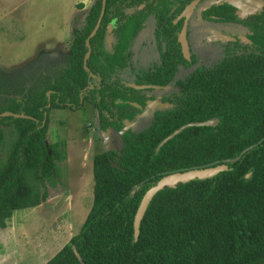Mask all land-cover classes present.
Listing matches in <instances>:
<instances>
[{
    "label": "trees",
    "instance_id": "16d2710c",
    "mask_svg": "<svg viewBox=\"0 0 264 264\" xmlns=\"http://www.w3.org/2000/svg\"><path fill=\"white\" fill-rule=\"evenodd\" d=\"M193 1L106 0L85 71V40L101 9L96 0L58 72L12 94L0 86V113L33 118H0L15 134L0 163V229L14 211L45 202L59 175L63 151L46 141L52 109L89 103L101 131L121 133L119 149L93 156V200L79 232L44 264H264V5L244 19L227 2L202 10L204 21L245 27L246 43H224L218 61L175 83L163 98L168 109L155 111L143 130H124L153 98L147 92L196 63L184 58L183 22L175 23ZM148 17L160 60L134 81L147 88L135 89L119 73L130 68L129 47ZM218 166L225 169L157 192L135 232L143 195L163 177Z\"/></svg>",
    "mask_w": 264,
    "mask_h": 264
},
{
    "label": "rangeland",
    "instance_id": "374dc122",
    "mask_svg": "<svg viewBox=\"0 0 264 264\" xmlns=\"http://www.w3.org/2000/svg\"><path fill=\"white\" fill-rule=\"evenodd\" d=\"M96 0H0V86L12 94L24 85L35 86L63 66L74 31ZM227 2L237 9L241 19L257 12L261 0H201L189 19L187 41L189 54L195 56L193 67L177 73L166 88L147 92L153 97L125 129H145L157 110L170 107L163 98L176 91L175 83L195 68L210 66L222 56L223 45L239 40L246 43L247 29L241 25L207 22L200 13L212 4ZM153 24L148 22L132 42V64L119 78L134 85L137 76L158 53ZM3 144L0 163L15 138L13 128L0 124ZM121 133H104L99 129L96 109L89 103L72 111L52 109L48 114L47 143H58L63 151L59 175L48 184V198L37 207L16 210L0 229V264H44L76 235L92 204V159L104 150L119 149Z\"/></svg>",
    "mask_w": 264,
    "mask_h": 264
},
{
    "label": "water",
    "instance_id": "95a60500",
    "mask_svg": "<svg viewBox=\"0 0 264 264\" xmlns=\"http://www.w3.org/2000/svg\"><path fill=\"white\" fill-rule=\"evenodd\" d=\"M200 2V0H195L193 2H191L185 9L184 11L181 13V15L178 17L179 18H184V26L178 36V42L180 43V47H181V52L184 56L185 59H189V46H188V41H187V20L188 18L191 16V14L193 13L194 9L196 8L197 4ZM105 6H106V0H102L101 2V9H100V13L98 16V19L96 21V24L93 28V30L91 31V33L89 34V36L86 38L85 40V47L87 48V52L85 53L84 57H83V69L85 71H89L88 67L86 66V63L90 57L91 54V47H90V39L93 38L102 21V18L104 16V12H105ZM89 76L93 77V74L89 73ZM135 89H145L147 88V86H135V85H130ZM47 99L48 101L50 100L49 96H50V91L47 92ZM50 104L47 105V107H49ZM45 116V115H44ZM5 117H13L16 119H30L33 120L32 117L27 116L23 113L20 114H16V113H12L9 111L0 113V118H5ZM108 133V132H106ZM108 150V149H107ZM225 167L224 166H218V167H214V168H208V169H202V170H190V171H186V172H182V173H174V174H170L167 175L165 177H163L155 186L151 187L150 189H148L146 191V193L143 195L139 207L137 209L136 215H135V219H134V230L135 232H138V228H139V224L142 220V217L148 207V204L150 203V201L152 200V198L154 197V195L159 192L160 190H162L165 187H174L176 184L178 183H184L193 179H204V178H209L215 174H217L218 172L224 170Z\"/></svg>",
    "mask_w": 264,
    "mask_h": 264
},
{
    "label": "flooded vegetation",
    "instance_id": "af4514ba",
    "mask_svg": "<svg viewBox=\"0 0 264 264\" xmlns=\"http://www.w3.org/2000/svg\"><path fill=\"white\" fill-rule=\"evenodd\" d=\"M201 1V0H200ZM144 8V5H139L138 7H137V9L138 10H141V9H143ZM184 11V10H183ZM182 11V12H183ZM194 12V11H193ZM202 12V11H201ZM181 15V14H180ZM179 15V16H180ZM192 15V14H191ZM178 16V17H179ZM178 17H177V19L175 20V23H177L178 21H180V20H182V22H183V25H182V28H183V26H184V18H179L178 19ZM191 17V16H190ZM190 17L188 18V20H187V28H186V31H187V29H188V27H189V19H190ZM200 19H201V17H200ZM202 20V19H201ZM204 21V20H203ZM148 22H152V24L154 25V20H153V18L152 17H148L146 20H145V22L143 23V25H144V28H145V25H147V23ZM144 28H143V30H144ZM109 29H111V25H109ZM142 30V31H143ZM182 30V29H181ZM142 31L138 34V36L142 33ZM181 32V31H180ZM188 32V31H187ZM180 34V33H179ZM152 35H153V33H152ZM138 36H136L135 38H134V40L138 37ZM133 42V41H132ZM132 42H131V45H132ZM131 45H130V47H129V49H130V52H131ZM155 46H156V44H155ZM156 50H157V53H158V58H157V62L156 63H151L149 66H147V68L145 69V71H143L142 73H145V72H147V71H150V70H152V68L155 66V65H153V64H158L159 63V52H158V49L156 48ZM192 55V54H191ZM191 55H189V59L191 58ZM189 59H187V60H189ZM131 64H132V52H131ZM153 65V66H152ZM191 68V67H190ZM181 69H183V70H187V69H185V68H183V67H180L179 69H178V72L177 73H179L180 71H181ZM150 88V87H149ZM155 88V87H154ZM152 91H153V88H152ZM148 96V95H147ZM148 97H151V96H148ZM153 99V98H152ZM151 99V100H152ZM151 100H149V101H151ZM102 132H104V133H106V132H111L110 130H107V131H102ZM113 149H115V148H113ZM110 150V149H109Z\"/></svg>",
    "mask_w": 264,
    "mask_h": 264
}]
</instances>
